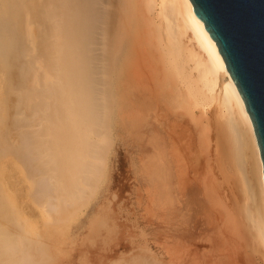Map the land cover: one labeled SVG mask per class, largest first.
Returning <instances> with one entry per match:
<instances>
[{
    "label": "bare ground",
    "instance_id": "obj_1",
    "mask_svg": "<svg viewBox=\"0 0 264 264\" xmlns=\"http://www.w3.org/2000/svg\"><path fill=\"white\" fill-rule=\"evenodd\" d=\"M25 1L11 0L13 5L12 9L9 6V10H12V13L6 12L8 15L6 17L9 18L7 19L8 25L4 23L6 17L5 20L4 16L3 19L0 18L4 23L2 25L4 28L0 25V29L3 28L0 31V37L10 42L5 47L0 46V58L2 57L4 61L2 62L6 63L5 61L13 56L18 62H15V67L19 69H17L18 72L15 68L11 69L12 72L14 70V75L17 78L21 77V80L29 78L31 84L32 81H35L33 86L30 85L32 88L28 89L29 91L26 89L29 92L28 94L25 91L26 97L33 100V95L39 91L38 95L41 94L37 96L39 102L42 100L53 101L51 106L50 101L46 106H42L45 105L44 101L43 104L37 102L38 106L41 105L39 111L35 107V115L38 114L37 111L46 115L43 116L44 118L38 119L39 121L43 119L41 127L42 123L45 125L44 128L48 125L51 127V129L49 126V128L43 129H48L47 133L38 139L37 144L33 147L36 149L34 150L35 154L45 146L48 150L47 152L44 149L45 153H42L44 150H41L38 153L40 155L36 154L38 155L37 161H39V164H36L39 167L41 163L49 161L45 166L48 168L47 171L45 169V172L50 169L51 173L56 168V171L51 175L49 172L46 173L49 177L46 181L47 177H41L44 179L43 185L44 182L50 184L52 180L54 183L58 182L55 186L52 185V188L57 186L59 190L57 192V188H48V192L47 190L43 191L48 194L43 196V198H47L44 200L45 202L42 201L43 205L45 204V211L48 210L47 212L56 214L54 208L57 203H49L48 199V201L56 199L58 204H64L66 201L69 206H71L70 204L77 205L79 201H74L75 196L81 199L84 196L81 193L83 188H88L91 185L89 182L93 181V177L90 178V176H96L97 174L95 175L94 172L97 173L103 169L102 167V169H97V166L102 165H98L99 161H97L102 158L101 152L103 154L106 152V148L102 149L105 145L103 147L100 142L105 140L112 143L110 139L117 133L130 134L132 145L139 150L144 160L156 164L163 162L168 164V193L171 198H177L180 204L185 202L186 194L195 187L192 181H198L200 184L199 180L203 178L201 175H199L200 178L197 177V171H194L200 168L198 155L203 154L209 158L208 160L218 158L219 161H217L218 159L216 161L233 174V177L229 174L232 177V179L230 178L232 182L228 180L233 185L228 183L227 185L230 188L233 186L231 190L233 189L232 193L236 203L231 202L230 198L228 199V196L225 197L224 194V199L227 198L225 201L221 200L220 196H215L211 191L208 195L211 200L217 203L221 200L224 203L229 222L228 226H224L226 231L223 232L229 241V246L225 249L224 254L218 256L215 264H236L235 261L239 256L235 254L241 253L237 250L234 254L236 257L232 254V251L239 245V243L237 245L234 243L236 238L244 243V247L257 261V264H264V181L262 161L253 126L214 41L209 38L204 25L194 15L190 1ZM8 2L10 3L9 0ZM15 13L19 16L17 21L20 22L13 24L12 17L16 20ZM21 13L22 15H19ZM34 14L36 16H33ZM31 17L34 20L37 18L35 21L33 20L34 22L32 21L36 25L33 27V31L29 28ZM33 23L31 24L33 25ZM16 29L21 30L18 37ZM21 41H23L22 44ZM5 51H9L6 52L7 55H4ZM37 52L40 55L35 54ZM11 74L13 73L10 72ZM15 81L17 80L15 79ZM26 82L21 83L30 84ZM17 89L20 90L19 87ZM2 92L1 89V95ZM21 93H23L22 89L20 96L24 97ZM33 102H29L28 106L33 109L31 111L34 114ZM7 105V103L5 105L3 103L5 114L9 112L8 108H10ZM44 109L45 111H43ZM5 122L3 124H7V121ZM23 132L25 134V131ZM196 134L200 136V150L194 143ZM34 138L37 140V137ZM106 146L108 149V143ZM101 149L105 152L100 151ZM198 150L201 152H199L200 154ZM48 154L50 158L47 157L49 160H46ZM41 155H44V162L40 163ZM205 156L202 157L205 158ZM103 157L105 159V155ZM217 162H213V164ZM214 168L216 169V166ZM190 170L194 176L189 179ZM222 171L226 173L224 178L229 177L227 172H224L226 171L224 167ZM41 172L43 173L40 175H43L44 170ZM220 174L225 175L221 171ZM209 176L207 175L206 178L208 179ZM88 178L91 181L87 186L85 181L90 180ZM206 178L203 179L206 180ZM83 182L86 183L83 184L85 187L80 185ZM207 182L208 180L202 186L210 188ZM39 183V189H42L44 186L41 187ZM48 183L45 184L47 185L45 188L48 187ZM227 185L226 187H228ZM80 188H82L81 191ZM49 189L51 193L53 192V196L49 195ZM225 189L227 191V188ZM54 190L61 193L62 197L59 200L54 198V194H56ZM220 190L218 191L220 192ZM3 191L0 186V264H36L34 263L37 259L36 256L39 258L40 254L36 255L37 253H35L36 256L29 254L33 258L35 257L34 259L23 254L21 241L17 240V237L19 231L20 234L22 233L25 223L23 219H20V216L14 215L16 207L14 208L11 201L3 195ZM60 193L57 194L58 197H60ZM78 193L82 195L80 194L79 197ZM47 196H52L53 199ZM78 198L77 200H79ZM70 199H73V203L69 202ZM171 205L172 211H174V203ZM69 206L67 207L69 208ZM49 214L51 215V213ZM49 214L47 213V215ZM127 219L129 218L127 217ZM115 224L116 221L113 222L112 217L91 228L93 224L91 229L89 228L88 232L90 231V233L86 238L92 239L93 242H88L85 239L87 235L81 239L86 241L85 244H81L83 247L88 243L92 244L91 247L88 246L89 248L85 246L86 249L83 250V247L80 249L84 252L89 251L88 253L91 254L90 257L94 261H100L96 260L100 253L101 263L98 262L99 264H109V262L122 257L119 250L113 247L116 244H122L123 250L132 254L131 264H202L195 257L194 247L190 241L193 236L189 233L187 235L188 245L181 252L175 245V238L172 237L171 240L170 232L172 231L175 235L179 231L175 227H169V235L157 237V228L150 226L154 239L151 243H146L147 240H142L144 237L133 230L132 232L125 225L122 226L125 232L121 233L122 228L118 229ZM217 236L215 232V237ZM26 237L25 239H27ZM27 244L30 245L31 242ZM209 245L207 243L208 247H199L200 249L207 247V251ZM156 252L158 257L155 255ZM198 255L200 256V253ZM244 255L246 257L247 254L244 253ZM178 258H180L179 263L177 262ZM39 260L36 262L41 263L42 260ZM214 260L216 259L214 258Z\"/></svg>",
    "mask_w": 264,
    "mask_h": 264
},
{
    "label": "rangeland",
    "instance_id": "obj_2",
    "mask_svg": "<svg viewBox=\"0 0 264 264\" xmlns=\"http://www.w3.org/2000/svg\"><path fill=\"white\" fill-rule=\"evenodd\" d=\"M9 1L11 3V0H9ZM28 2H30V1H28ZM7 3H8V7H7ZM10 3L8 2V0L7 1L1 0V2H0V18L1 19L4 18V20H5V17L8 16L6 14V12L10 11V13H12L11 12L12 10H9V6H10V9H12L11 7L13 4L11 3V5H10ZM1 5H2V7H1ZM25 5H26V3H25ZM5 8L7 9V11L5 10ZM10 13H8L9 16H10ZM22 13L19 15H22ZM35 14L33 16H36ZM16 15H15L16 20L12 17V22L14 21L13 24L20 22V21L19 22L17 21L19 16L17 15V17H16ZM12 16H14V15H12ZM37 16H39V14ZM32 17H31V19H32ZM7 19H9V18L6 17V21L4 22V20H3V22L8 25ZM39 19H40V16H39ZM33 20L34 19H32L31 22L29 23L30 27L28 26L29 28H31V31H33V29H34L33 27L36 26L33 23L35 20L34 21ZM1 23H2V20H1ZM1 23H0V25L2 26L4 23H2V24ZM31 23H33V25ZM2 27H1L0 31L4 28V27L3 28ZM19 29H21V28H19ZM16 32H17L16 35L18 37L21 33V30L19 31L18 29H16ZM22 32H23V30H22ZM32 33L34 34V32H32ZM0 39H1L0 40V46L5 47L6 45L10 44L9 40H7V39L3 40V38H1V37H0ZM22 42L23 41H21V44H22ZM34 43H36V42H34ZM11 50H13V48H11ZM6 52L8 53L9 51H5V53ZM5 53H4V55H7V53L6 54ZM35 54H38V52ZM38 55H40V53ZM34 56L36 57L37 55H34ZM12 58H13V56L11 58H9L8 61L6 60L5 61L6 63H3L4 61H3L2 57L0 58V90L2 89V91H3L2 95L0 94L1 95L0 96V109H1V111H0V116H1V118H0V132H2V133H0V135H1L0 136V186L2 187V190H4L3 195L6 196L7 199H9L11 201V204H12V206H14V208L16 207L14 209V213H15L14 215L20 216V219L24 220L25 227L24 226L22 227L23 231L21 234L19 231V234H18L19 236L17 237V240L21 241V245H22L21 249L24 251L23 254H26L28 256H30L29 254H33L32 256H36V255L40 254L39 258H38V256H36L37 259H35V262H34L36 264H61V262H62V264H91V263H95V262L97 264H99L98 262L101 263L100 253H98V259H96V260H100V261H94L93 258L90 257L91 254L88 253L89 251L88 252L83 251L88 246L91 247L92 246L91 243L93 242V240L90 238L86 239V238H88V235L90 233V231L88 232V230L93 224L94 225L91 228H93L98 223H101V221H104L107 218H108V220H110V217H112L113 222L116 221L115 225H117V228L120 230L122 228V230L120 231L121 233L125 232V229L122 227L123 225H125L131 231L133 230L135 233H138L141 237H144V238H142V240L143 241L147 240L146 243H151V241L154 239V235H153V232L151 231L150 226L157 228V231H158V233L156 234L157 237L160 235L161 236L169 235L168 234V232L170 231L169 227H171V228L175 227L176 229H179V231L175 235H174V233H172V231L170 232L171 233L170 234L171 240H172V237L175 238V242H176L175 245L179 247L180 251L181 250L183 251V249L186 248V245H188L187 244L188 243L187 235L189 233L190 235L193 236V239H191L190 241L193 244L192 246L194 247L195 257L197 259H199V261L202 264H215V261L218 260V256L224 254L225 249L229 246V241L224 236V233L226 231L225 227L229 225V222H228L226 210L224 209V203L221 200L225 201V200H227V198L228 199L230 198L231 202H233L234 204L236 203L234 201V197H233V193H232L233 189L231 190V188H233V186H231V188L229 186V185H233L232 183H230V182H232L231 179L233 177V174L231 173L230 170L228 171L225 166H223L222 164L217 162V161H219L218 158H213V160L212 159L208 160L209 158L207 156L200 154L201 153L199 151L200 150V148H199L200 136L197 134L194 136L195 137L194 143H195V146H197L196 148H199L198 153L200 152L199 154L201 156L198 155V157H197L198 164H199L200 168H198L197 170H194V171H197V174H198V176L197 175H195V176H197L199 178H200L199 175H201V177H203V178H206L207 175L208 176L210 175V176L208 177V179L206 178V180L203 178L202 179L200 178V180H201V181L199 180L200 184H198V181L197 182L192 181L195 184V187L191 188L190 192H188L186 194V198H184L185 202H182L183 204L182 203L180 204V201H178L177 198H171L169 196V193H168L169 183H168V177H167V175H168V164L165 162L156 164V163H152L150 161L144 160L142 158V155L140 154L139 150L135 146L132 145L131 135L130 134L123 135V134L117 133L114 137H112L110 139V140H112L111 141L112 143L106 142L105 140H102L100 142V144H102L103 147L105 145V147L102 149L106 148V150H105L106 152L102 149L100 150V151L105 152V154H103L101 152L102 158L97 160V161H99L98 165H101V164L102 165L100 167L97 166L98 167L97 169H100L101 167L103 169L101 168L102 170L101 171L99 170L100 173H98L99 172L98 170H96V171H98L97 173L94 172L95 175L97 174L96 175L97 177L92 176V175L90 176V178L95 177L94 179L92 178L93 181H91V179L88 178L90 180L85 181L87 184L85 182L80 183V185H83L85 183L88 186V182L91 181V183L89 182V184H91V185H89L88 188L83 185L86 189L82 187L83 188L82 191L84 192V190H85V192L84 193L81 192L82 194H84V196H82L81 199L78 198L77 196H75L74 201H79V203H77V205L78 204L79 205L77 206L74 202V204L76 206L75 205L72 206V204H70L71 206H69L65 201L64 204L66 203L67 206H69V208H70L69 209L66 206V204L65 205L63 203L58 204V202H56V199L53 201L50 200L51 202L48 201L49 200L48 199L47 202L52 203V204L57 203L59 205V207L61 206V208L59 209L57 204H56V207H55V205H52L55 207L54 209H55L57 215L55 214V212H47L48 210L45 211V208H44L45 204L43 205V203L45 202L44 200L47 198H43V196L44 195L46 196L47 193H46V191L43 193V191L47 190L48 188H51V189L57 188V186L54 188H52V187L55 186L56 184H58V182L56 183V181H55V183H54V180H52V181H50V184L48 182H44V185H43L42 181H44V179H43L44 176L47 177V178H45V181H46V179L49 178L48 174H46V173H48L50 171V169L48 170V172H45V169H46V171L48 169L47 167L45 168V166L48 165L47 162L49 163V161L46 162V160H49L48 158H50V157H48L49 156V154H48L46 156V158L47 157L48 158L45 160L46 163L42 164L41 162H44V159H43L44 155H41V157L39 159V160H41L40 161L41 166L38 167V165L36 164L39 162V161H37L38 155H40L38 153L41 152V150H44V149L47 150V149H46V146L43 149L41 148V150L38 148L39 152L36 153V154H38V155H36L34 152V150H36V149H34L33 147L37 144L38 139H41L42 137L45 136V133H47L48 129L47 130H43V129H46L48 126L50 127V125H48L46 128H44L45 125H43V123H42V127H41L40 124H41L43 119L41 121H39V120L43 116H46V115L40 114L41 112L40 113L38 112L39 108H41V105L38 106L37 102H39V101L37 99L38 98L37 96H40L41 94L38 95L39 91L35 92V95H33V100H32V98L29 99L28 97H26L25 91L32 88V86H33L32 84H34L35 81H32V84H31L30 83L31 81L29 82V78H28V80L26 78L21 80L22 79L21 77H19L20 79L17 78L14 75V70L12 72L11 69L15 68V70L17 72L19 69L15 67V65H16L15 62H17V61L15 60V58H13V59ZM11 59H12V61H10ZM12 66H14V67H12ZM26 68H27V65H26ZM10 72L13 74L10 75ZM15 79L19 82V84L17 81H15ZM19 80H21V81H19ZM25 81H27L26 83L29 82L30 84L28 83L29 85H27V84L21 83V82H25ZM30 85H32V86H30ZM18 87L20 90L17 89ZM21 89L23 92L21 94L24 95L25 98L20 96ZM6 91L8 92L7 94H6ZM28 94H29V92H28ZM19 96H20V98H19ZM41 99H42V97H41ZM43 101L44 100H42L39 103L43 104L42 103ZM49 101L51 102V104H50V106H51L52 102H53L52 100H48V101L45 100L44 101L45 105H42V106H46V104H48ZM1 102H3L4 105H5V103L8 104L7 106L10 108H8L9 112L8 111L7 112L9 114L8 113L5 114V111L3 110V103H1ZM29 102L34 103V110H35L34 114L31 111L33 109H30L28 106ZM22 103H24V105L25 104L26 105L21 106ZM13 105L16 107H14ZM35 107L38 110L37 113L39 115L38 114L35 115L36 114ZM27 108H29V109H27ZM13 109H15V110H13ZM26 109H27V111H26ZM45 109L43 111H45ZM47 109H46V111H47ZM45 114H47V113L45 112ZM17 120L18 121L20 120V121L18 122ZM5 121H7V124H3V123H6ZM38 123H39V125H38ZM18 125L20 126L19 129H18V127H19ZM21 129H23V130H21ZM50 129H51V127H50ZM23 131H25V134ZM40 134H42V135L40 136ZM15 135H16V137H15ZM17 135H18V138H17ZM34 137H37V140ZM21 140H22V142H21ZM8 142H9V144H8ZM103 142H104V144H103ZM107 143H108V149L106 146ZM45 150L42 151V153H45ZM47 152H48V150H47ZM29 155H34L37 157V159H36V157L29 156ZM103 155H105V159H103L104 158ZM202 156H205L206 159ZM35 159L37 162L35 161ZM100 160L102 161L101 163H100ZM103 160H105L104 163H103ZM213 162H217L219 165H222V166L219 167V165L217 163L213 164ZM35 164H36V166H35ZM50 165H52L51 162H50ZM214 165L216 166V169L214 168L215 167ZM218 167H219V169H218ZM221 167H222V169L224 167V169L226 170L224 172H227V174H228L227 176H229V174H231L232 177L229 176V177H226L227 179L224 178V176H226V173H223ZM41 168H43L44 174H46V175H44V174L40 175L43 173V172H41V171H43V170H41ZM37 170L39 171V174H38ZM206 170H207V172H206ZM55 171H56V168H54L51 171V173L49 172L50 173L49 175H51ZM220 171L222 174H225V175H221ZM192 173H193L192 170H190V174L188 176L189 179L191 178V176H194V174L192 175ZM202 174H204V175H202ZM41 176H43V178ZM221 176H222V178H220ZM31 179H32V181H31ZM97 179H99V180H97ZM221 179H222L223 184L227 181L224 184L225 187L223 186ZM224 179H225V181H224ZM207 180H208L207 184H209L210 188L212 187L211 189L205 188V186H202V185H204L203 183H205ZM209 180H211V181H209ZM228 180L229 181L231 180V181L229 182ZM40 181L42 183H39ZM38 183L40 184L41 187H42V185L44 186V187H42L43 190L40 188L41 189V191H40ZM47 183H48V187L45 188V186H47L45 184H47ZM218 183H219V185H218ZM220 183L222 186L220 185ZM227 183L229 185H227ZM50 185H51V187H50ZM93 185H95V186L93 187ZM226 185L228 187H226ZM220 186H221V188H220ZM78 187H79V185H78ZM82 188H80V191ZM219 188L222 190L227 188V191H226V189L224 191H222ZM228 188H230V189L228 190ZM78 190H79V188H78ZM218 190H220L221 193ZM54 191L56 193V194H54V198H57V200H59L62 197L61 193L59 192L60 197H58L59 196V195H57V194H59V193H57L59 191L58 188H57V192H56V190H54ZM210 191H211V193H214L215 196H220L221 200L218 203L209 198L208 195L210 194ZM47 192H48V190H47ZM49 193H50L49 195H51L53 192L51 193V190H50ZM81 193H78L77 195L80 197L82 195ZM191 193L192 194L194 193V194L192 195ZM230 193H232V195H229ZM223 194L225 195V197H227V196L228 197L224 199ZM32 195H33V197H32ZM55 195H57V197H55ZM52 196H53V194H52ZM52 196H49V197L47 196V197L50 198ZM76 197L79 200H77ZM83 197H85V198L82 199ZM52 199H53V197H52ZM72 200L70 199L69 202L73 203ZM80 200H82L81 202L83 204L80 202ZM83 200H86V201L84 202ZM230 200H228V201H230ZM42 201H44V202L42 203ZM171 203H174V207H175L174 211H172ZM40 205H41V207H40ZM62 205H63V208H62ZM42 207H43V209H42ZM59 210L61 211V213L58 214V212H60ZM70 210H71V212H70ZM47 213L48 214L51 213V215L49 214L50 218H48L49 215H47ZM52 213H54V215H52ZM114 213H116V215H114ZM103 214H104V216H103ZM55 215H56V217H55ZM52 216H53V218H52ZM114 216H115V218H114ZM126 216L129 219H127ZM96 220H97V222L95 223ZM117 223L119 224L120 228H119ZM218 223H220V224H218ZM28 226L30 229L28 228ZM139 226H141V227H139ZM10 228L12 229L13 227H10ZM209 231H211V232H209ZM213 231H214V234H213ZM215 232H216V236L217 235H219V236L215 237ZM23 233H26V234H23ZM164 233H167V234H164ZM197 234H199V235H197ZM85 235H87V236L85 237ZM196 236H198V237H196ZM25 237L27 239H25ZM84 237L86 240H88V242H91V243L87 242L88 243L87 246L85 245L86 248H85V246L83 247V245H81L82 243L85 244V242H86V241L84 242L83 240H81ZM149 239H150V241H149ZM24 240H26V241H24ZM81 241H83V242H81ZM28 242H31V244L30 245L27 244ZM207 243H208V245L210 243V245H209L210 249L208 248L206 251V248L208 247ZM234 243H236V245H237V243H239V245H237V247L232 251V254L234 255L235 251H237V250H238V252L241 251V253L239 252L241 256L239 255V253L235 254L236 256H239L237 258V260L235 261L236 264H257V261L253 258V256L246 249V247H244L245 245L241 240L236 238ZM199 246L200 247L207 246V247L206 248L204 247V249H202L203 248L202 247L200 249ZM233 246H232V249L234 248ZM80 247H83L82 248L83 250L80 249ZM113 247L115 249L119 250L118 252H120V255L122 256L121 258L119 257V259L112 261L113 264H131L132 258H130V257L132 256V254L128 251H124L122 244H120V245L116 244ZM241 248H243V249H241ZM195 249H197V250H195ZM80 250H82L83 252ZM242 251H243V255H244V253L247 254L246 257H245V255L244 256L242 255ZM35 253H37V254L35 255ZM198 253H200V256L198 255ZM208 253H210V254H208ZM128 254H131V255L128 256ZM156 254H158V253L156 252L155 255ZM32 256H30V258L34 259L35 257L33 258ZM156 256L158 257V255H156ZM214 258L216 260H214ZM178 259H179V261H178ZM178 259H177V262L179 263L180 258H178ZM36 260L37 261L42 260V261H41V263L40 262L37 263ZM245 260H247V261H245ZM238 261H239V263H238ZM112 262H109V264H112Z\"/></svg>",
    "mask_w": 264,
    "mask_h": 264
},
{
    "label": "water",
    "instance_id": "obj_3",
    "mask_svg": "<svg viewBox=\"0 0 264 264\" xmlns=\"http://www.w3.org/2000/svg\"><path fill=\"white\" fill-rule=\"evenodd\" d=\"M249 115L264 181V0H189Z\"/></svg>",
    "mask_w": 264,
    "mask_h": 264
}]
</instances>
